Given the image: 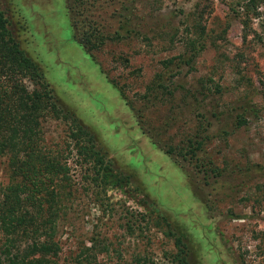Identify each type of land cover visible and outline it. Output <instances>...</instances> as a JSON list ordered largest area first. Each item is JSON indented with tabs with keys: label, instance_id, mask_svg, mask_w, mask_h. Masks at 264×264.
Here are the masks:
<instances>
[{
	"label": "rangeland",
	"instance_id": "374dc122",
	"mask_svg": "<svg viewBox=\"0 0 264 264\" xmlns=\"http://www.w3.org/2000/svg\"><path fill=\"white\" fill-rule=\"evenodd\" d=\"M230 1L82 0L78 27L68 0H4L62 105L132 180L123 191L96 186L71 120L44 122L43 144L68 166L55 264H178L167 222L190 264H264L263 22L244 27ZM194 13L207 37L186 62ZM87 19L92 53L78 38ZM200 139L203 170L176 154ZM9 178L0 157V186Z\"/></svg>",
	"mask_w": 264,
	"mask_h": 264
},
{
	"label": "trees",
	"instance_id": "16d2710c",
	"mask_svg": "<svg viewBox=\"0 0 264 264\" xmlns=\"http://www.w3.org/2000/svg\"><path fill=\"white\" fill-rule=\"evenodd\" d=\"M78 1L82 3V0H68L75 26H78L74 18L78 14ZM227 6L228 14L239 18L244 27L260 18L264 30V0H231ZM201 18L202 15L194 13L188 25L190 37L186 44L191 54L186 62L205 46L200 43L207 37ZM226 22L225 28L229 25ZM95 29L93 20L87 19V28L78 33L89 53L97 47L90 39ZM48 118L71 120L75 127L74 138L86 141L80 151L90 164L93 184L122 191L131 186V175L113 166L106 153L96 148L93 133L62 105L40 63L21 45L4 0H0V157L7 158L10 173L9 181L0 186V264H55L60 250L56 238L57 219L62 187L68 182V166L61 161L59 151L48 150L43 144L44 122ZM245 122L241 113L235 124ZM202 144L203 139H200L190 142L184 152L180 147L176 153V148L171 146L164 151L195 160L203 170L204 161H199L203 157L198 155ZM166 225V234L174 237L173 258L178 264H190L185 236L171 229L169 222ZM78 258L79 255L76 261L82 264L83 260Z\"/></svg>",
	"mask_w": 264,
	"mask_h": 264
}]
</instances>
